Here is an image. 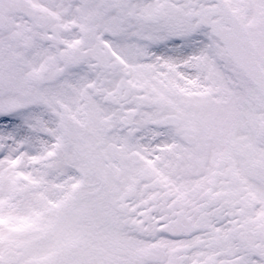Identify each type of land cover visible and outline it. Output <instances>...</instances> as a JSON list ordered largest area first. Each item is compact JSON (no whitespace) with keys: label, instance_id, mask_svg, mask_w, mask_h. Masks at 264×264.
Returning a JSON list of instances; mask_svg holds the SVG:
<instances>
[{"label":"snow or ice","instance_id":"1","mask_svg":"<svg viewBox=\"0 0 264 264\" xmlns=\"http://www.w3.org/2000/svg\"><path fill=\"white\" fill-rule=\"evenodd\" d=\"M0 264H264V0H0Z\"/></svg>","mask_w":264,"mask_h":264}]
</instances>
